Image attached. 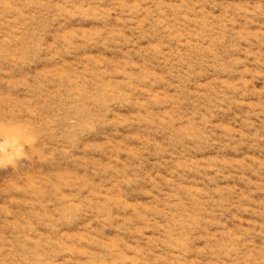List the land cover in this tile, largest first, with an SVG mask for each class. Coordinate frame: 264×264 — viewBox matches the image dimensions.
<instances>
[{"label":"rangeland","instance_id":"obj_1","mask_svg":"<svg viewBox=\"0 0 264 264\" xmlns=\"http://www.w3.org/2000/svg\"><path fill=\"white\" fill-rule=\"evenodd\" d=\"M0 264H264V0H0Z\"/></svg>","mask_w":264,"mask_h":264}]
</instances>
